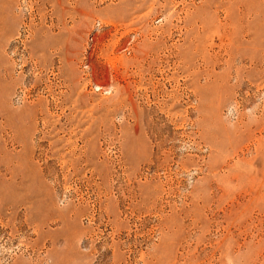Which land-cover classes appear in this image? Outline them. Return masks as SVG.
Instances as JSON below:
<instances>
[{
	"label": "rangeland",
	"instance_id": "374dc122",
	"mask_svg": "<svg viewBox=\"0 0 264 264\" xmlns=\"http://www.w3.org/2000/svg\"><path fill=\"white\" fill-rule=\"evenodd\" d=\"M0 264H264V0H0Z\"/></svg>",
	"mask_w": 264,
	"mask_h": 264
}]
</instances>
